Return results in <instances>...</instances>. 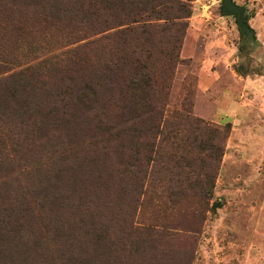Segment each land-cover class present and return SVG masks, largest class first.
Instances as JSON below:
<instances>
[{"label":"trees","instance_id":"1","mask_svg":"<svg viewBox=\"0 0 264 264\" xmlns=\"http://www.w3.org/2000/svg\"><path fill=\"white\" fill-rule=\"evenodd\" d=\"M190 1L22 0L35 16L41 11L46 23L75 24L95 35L107 32L92 42L107 46L101 53L78 48L17 70L15 58L0 47V264H122L119 253L143 250L138 240L153 238L151 232L167 236L149 224H135L137 190L131 193L136 202L125 203L128 220L124 214L119 224H111L105 210L79 190L89 180L93 161L98 163L93 173L101 167L105 172L101 159L88 160L98 140L126 152L128 174H138L135 148L147 164L163 140L173 146L190 139L194 145L199 134L210 141L227 135L192 116L188 103L169 107L171 79L192 15ZM237 23L241 34L253 35L245 17H237ZM220 147L204 142L206 157H216ZM32 167L33 174L22 173ZM111 184L106 185L110 195L100 202L113 208L123 199ZM63 187L73 193L62 199L57 189ZM176 258L184 264L186 252L178 250Z\"/></svg>","mask_w":264,"mask_h":264},{"label":"rangeland","instance_id":"2","mask_svg":"<svg viewBox=\"0 0 264 264\" xmlns=\"http://www.w3.org/2000/svg\"><path fill=\"white\" fill-rule=\"evenodd\" d=\"M222 1L189 2L192 15L187 19L168 103L175 109L188 103L192 116L227 135L218 134L210 141L199 134L195 144L203 145L198 148L190 139L172 146L158 137L161 143L147 164L138 148L134 149L137 161H131L138 174H128V154L113 144L107 146L106 139L90 149L89 163L98 157L107 174L102 167L93 173L98 166L93 161L79 195L90 197L91 205L98 203L111 224H119L122 218L128 220L125 203L136 202L131 193L137 190L135 224H149L150 230L168 236L160 238L151 232L153 238L138 240L143 250L117 255L122 264H181L176 258L180 249L186 252L184 264H264V0H233L243 7L242 16L253 29L252 36L240 33L237 16L227 13ZM0 4H9L7 10L0 9V47L15 58L13 70L78 48L85 52L101 49V53L107 46L105 41L92 43L107 32L95 35L75 24L46 23L41 11L35 16L32 12L36 10L27 9L22 0H0ZM215 141L220 143V153L207 158L204 142ZM213 166L215 174L211 173ZM33 170L22 173L33 174ZM110 184L123 199L113 208L100 202L110 195L106 190ZM57 191L62 199L72 192L64 187Z\"/></svg>","mask_w":264,"mask_h":264},{"label":"water","instance_id":"3","mask_svg":"<svg viewBox=\"0 0 264 264\" xmlns=\"http://www.w3.org/2000/svg\"><path fill=\"white\" fill-rule=\"evenodd\" d=\"M223 7L229 14H235L238 18L242 17L243 7L237 5L233 0H223Z\"/></svg>","mask_w":264,"mask_h":264}]
</instances>
